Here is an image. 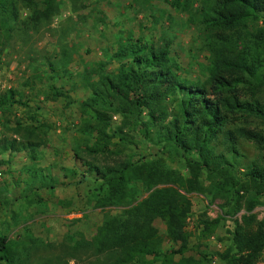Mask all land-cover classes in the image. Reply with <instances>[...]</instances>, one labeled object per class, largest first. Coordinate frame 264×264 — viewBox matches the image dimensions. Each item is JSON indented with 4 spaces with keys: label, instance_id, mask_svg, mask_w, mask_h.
I'll list each match as a JSON object with an SVG mask.
<instances>
[{
    "label": "rangeland",
    "instance_id": "rangeland-1",
    "mask_svg": "<svg viewBox=\"0 0 264 264\" xmlns=\"http://www.w3.org/2000/svg\"><path fill=\"white\" fill-rule=\"evenodd\" d=\"M13 1V28L0 48V94L12 89L22 104L0 111V235L20 247L27 264H107L110 251L96 253L84 245L106 217L119 214L124 207L97 205L98 182L90 177L81 180L78 172L73 175L68 171L73 168L79 104L86 98L87 86L96 80L97 72L109 76L121 65L123 59L114 54L126 39L140 37L151 40L154 46L167 42L178 68L177 76L202 80L210 57L204 42L208 33L192 24L185 12L171 8V0H54V8L46 16H34L30 0ZM194 6L198 3L194 2ZM36 8L42 10L40 4ZM258 24L249 22L247 28ZM52 87L63 95L53 99ZM248 93L239 94L248 98ZM258 97L264 104L263 87ZM170 98L162 101L168 115L175 108ZM106 114L112 128H118L121 116L109 109ZM30 115L35 121L29 119ZM141 116L145 118L144 112ZM40 121L45 126L32 135L16 131L18 126ZM241 126L264 131L262 119L240 113L223 130ZM154 128L148 129L150 138L137 131H125L127 142L120 144L114 139L109 151L92 161L105 166L144 158L185 175L187 169L180 152L163 147ZM217 136L220 140L221 133ZM24 140L30 147L22 146ZM8 142L11 147H4ZM235 145L240 154L237 162L254 161L260 156L256 145L241 136L236 137ZM225 148V144H218L216 151ZM242 172L240 164L230 171L240 181L244 180ZM212 184L214 179L202 173L200 189L186 194L190 212L185 224L189 233L185 255L204 259L203 264H225L218 253L230 245L234 226L253 232L261 223L264 229V192L252 209L246 210L251 191L240 190L235 195L229 187L227 192L216 193ZM144 194L139 190L137 198ZM237 204L239 210L235 213ZM248 214L253 215V222L244 227L241 215ZM218 216L221 219L213 231L202 234L201 220ZM153 224L161 249L175 247L165 235L163 222L156 218ZM254 264H264V247Z\"/></svg>",
    "mask_w": 264,
    "mask_h": 264
},
{
    "label": "trees",
    "instance_id": "trees-1",
    "mask_svg": "<svg viewBox=\"0 0 264 264\" xmlns=\"http://www.w3.org/2000/svg\"><path fill=\"white\" fill-rule=\"evenodd\" d=\"M29 4L34 16H46L54 8V0H30ZM39 4L42 10H37ZM169 5L185 12L192 24L208 33L204 42L210 57L203 79L177 76L178 68L167 42L154 46L148 39H126L114 54L123 59L121 65L109 76L97 72L96 80L87 86L86 98L79 104L73 168L68 171L73 175L78 172L81 180L90 177L98 182L97 205L124 207L119 214L106 217L84 245L96 253L110 251L107 264H203L204 259L185 255L189 237L185 224L190 212L186 194L200 189L202 173L214 179L216 193L227 192L229 187L235 195L240 190L251 191L246 210L252 209L264 192V131L244 126L223 130L237 113L264 121V104L258 97L264 88V0H171ZM15 17L14 1L0 0V48L12 31ZM254 21L258 26L248 29V23ZM243 91L249 92L248 98H241ZM60 95L62 92L53 88L51 97ZM15 96L12 89L0 94L1 112L12 104H22ZM168 96L175 105L170 115L162 106ZM108 109L121 116L118 128L110 125ZM143 112L145 118L141 116ZM29 119L35 121L32 115ZM35 124L18 126L16 131L26 132L27 136L45 126L41 121ZM149 127H155L163 147L180 152L187 169L185 175L144 158L105 166L92 161L96 155L108 152L114 139L120 144L127 142L126 132L137 131L150 138ZM238 136L256 145L258 159L236 161L240 157L235 145ZM24 144L30 147L27 140L23 147ZM218 144H225L226 150L216 151ZM3 145L11 147L10 142ZM235 164L242 165L243 181L230 173ZM139 190L145 192L141 198H137ZM238 210L239 204L233 212ZM156 218L163 222L165 235L175 247L161 249L153 224ZM220 219L201 220L202 234L211 233ZM241 220L246 227L253 222V215H241ZM263 247L261 223L253 232H244L236 225L230 245L218 257L225 264H254ZM0 264H27L20 247L5 235H0Z\"/></svg>",
    "mask_w": 264,
    "mask_h": 264
}]
</instances>
